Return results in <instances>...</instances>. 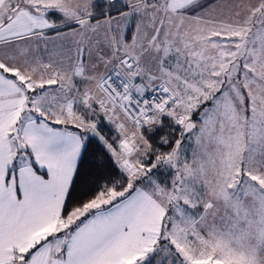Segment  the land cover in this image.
I'll list each match as a JSON object with an SVG mask.
<instances>
[{
  "label": "snow or ice",
  "instance_id": "6c2138e0",
  "mask_svg": "<svg viewBox=\"0 0 264 264\" xmlns=\"http://www.w3.org/2000/svg\"><path fill=\"white\" fill-rule=\"evenodd\" d=\"M0 264H264V0H0Z\"/></svg>",
  "mask_w": 264,
  "mask_h": 264
}]
</instances>
